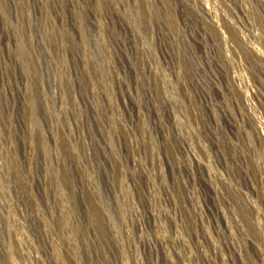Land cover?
I'll use <instances>...</instances> for the list:
<instances>
[{"label": "rangeland", "instance_id": "rangeland-1", "mask_svg": "<svg viewBox=\"0 0 264 264\" xmlns=\"http://www.w3.org/2000/svg\"><path fill=\"white\" fill-rule=\"evenodd\" d=\"M0 264H264V0H0Z\"/></svg>", "mask_w": 264, "mask_h": 264}]
</instances>
